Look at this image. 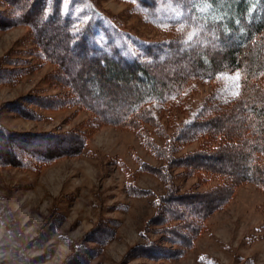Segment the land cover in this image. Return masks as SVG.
I'll list each match as a JSON object with an SVG mask.
<instances>
[{"label": "trees", "instance_id": "16d2710c", "mask_svg": "<svg viewBox=\"0 0 264 264\" xmlns=\"http://www.w3.org/2000/svg\"><path fill=\"white\" fill-rule=\"evenodd\" d=\"M65 1L0 0V31L16 26L29 30L20 42L25 50L0 64V85L16 83L44 66L53 65L56 72L50 82H45L61 91L27 101L45 111L75 109L90 118L80 123V130L38 135L6 130L0 122V168L39 171L61 159L77 157L86 149L84 135L92 128L98 130L108 125L132 132L145 152L161 164L152 166L135 158L139 173L152 177L161 191L134 186L128 189L131 198L150 201L152 214L141 232L144 243L136 247L141 249L142 256L132 249L124 260L146 258L153 264H167L185 259L210 234L212 216L228 208L240 187L251 184L264 194V0H173L181 9L176 21L179 30L170 29L175 37L163 42L161 49L165 53L161 62L144 50L136 52L139 56L133 59L90 52L78 32L79 19L72 20L65 12ZM83 1L77 3L84 6ZM137 8L147 16L146 9ZM191 35L203 43L193 50L196 58L190 59L189 70L160 81L157 76L164 75L160 74L162 66L174 57L178 60V53L168 50L177 49ZM208 36L216 42L234 36L235 47L214 53ZM55 49L63 54L57 56ZM21 54L30 59L20 58ZM180 55V59L189 60L186 54ZM74 57L85 61L80 60L73 80L60 74L68 76L66 68L74 63ZM237 70L241 78L235 100L205 106L191 122L176 118L170 134L165 122H159L163 114L168 126H172V116L185 107L184 91L193 79L212 80ZM112 82L127 84L124 93L115 90L109 95L108 90L115 88ZM85 85H91L94 96L105 91L108 103L117 107V103L126 102L125 107L112 116L105 113ZM41 99L43 103H37ZM14 107L19 114L38 117L31 109H22L21 104ZM233 110L239 118L226 126L219 122L223 114H234ZM192 144L196 146L194 150L182 152ZM241 148L245 150L238 155L232 151L230 158H226L225 152ZM260 210L264 216V207L260 206ZM149 233L156 238L147 237ZM118 234L117 222L94 231L97 250L114 241Z\"/></svg>", "mask_w": 264, "mask_h": 264}, {"label": "rangeland", "instance_id": "374dc122", "mask_svg": "<svg viewBox=\"0 0 264 264\" xmlns=\"http://www.w3.org/2000/svg\"><path fill=\"white\" fill-rule=\"evenodd\" d=\"M84 1L81 6L78 0H66L64 9L72 20L79 19L78 32L93 53L107 52L122 59H133L139 56L136 52L144 50L161 62L165 53L161 49L163 42L171 40L175 37L174 31L179 30L176 21L181 9L173 0ZM137 7L146 9L147 16ZM169 18L171 22H168ZM171 24L174 27H168ZM171 28L175 30L170 31ZM28 33L26 26L0 31V64L5 58L25 50L20 42ZM209 38L214 53L235 47L234 36L217 42ZM202 43L200 38L191 35L177 49L168 50L178 53V60L174 57L164 64L160 72L164 75L157 78L171 80L186 74L191 67L190 59L196 58L193 50L199 49ZM181 53L189 60L180 59ZM55 54L60 56L63 52L55 49ZM20 58L30 59L24 54ZM80 60L85 61L74 57V63L65 65L68 76L60 75L74 80ZM54 69L53 65H47L16 83L0 85V122L6 130L33 135L58 130L67 132L80 130V123L89 120L87 113L75 109L45 111L27 101L61 91L46 83L56 72ZM143 85L148 87L146 82ZM143 85L141 83L142 89ZM85 86L105 113L112 116L125 107L126 102L117 103V107L108 102L112 91L122 94L127 84L112 82L111 86L115 88H109V95L101 91L97 96L93 95L91 85ZM237 91L240 88H236L235 71L212 80L193 79L184 91L185 107L172 116L175 119H172V126H168L167 116L163 114L159 122H165L170 134L176 118L191 122L205 106L235 100ZM37 103H43L42 99ZM14 104H21L26 111L31 109L38 117L29 118L17 113ZM226 116L223 114L219 118L224 126L239 118L235 113ZM84 136L88 144L77 157L61 159L39 171L0 168V264H153L146 258L124 260L132 249L134 254L141 255V249L136 247L144 243L141 232L152 214L150 201L131 198L129 191L132 186L161 191L152 177L139 173L135 158L152 166L161 164L145 152L135 135L127 130L107 125L98 130L92 128ZM158 142L163 143L161 139ZM195 148L192 144L182 152ZM244 150L231 149L224 154L230 158V152L236 151L232 153L238 155L237 152ZM222 165L225 166V162ZM260 206L264 207L261 191L251 184L240 187L228 208L212 216L210 234L198 242L187 258L167 264H264V216L259 211ZM116 222L118 237L97 250L94 231L103 225L114 226ZM146 236L156 238L151 233Z\"/></svg>", "mask_w": 264, "mask_h": 264}, {"label": "snow or ice", "instance_id": "6c2138e0", "mask_svg": "<svg viewBox=\"0 0 264 264\" xmlns=\"http://www.w3.org/2000/svg\"><path fill=\"white\" fill-rule=\"evenodd\" d=\"M180 13H177V18L179 17ZM103 63V61H102ZM241 78V73L240 70H237L235 72V81H236V88L239 89L240 88V84H239V80ZM236 95H239V92L237 91Z\"/></svg>", "mask_w": 264, "mask_h": 264}]
</instances>
